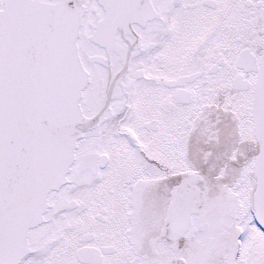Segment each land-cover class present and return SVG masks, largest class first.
Returning a JSON list of instances; mask_svg holds the SVG:
<instances>
[{"label":"snow or ice","instance_id":"snow-or-ice-1","mask_svg":"<svg viewBox=\"0 0 264 264\" xmlns=\"http://www.w3.org/2000/svg\"><path fill=\"white\" fill-rule=\"evenodd\" d=\"M0 264H264V0H0Z\"/></svg>","mask_w":264,"mask_h":264}]
</instances>
